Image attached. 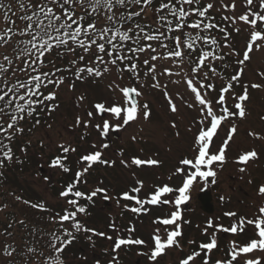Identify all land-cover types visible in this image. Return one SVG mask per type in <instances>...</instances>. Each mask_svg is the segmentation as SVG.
<instances>
[{
  "label": "snow or ice",
  "instance_id": "obj_1",
  "mask_svg": "<svg viewBox=\"0 0 264 264\" xmlns=\"http://www.w3.org/2000/svg\"><path fill=\"white\" fill-rule=\"evenodd\" d=\"M16 0V9L20 15L18 19L24 22L23 28L14 27L16 11L11 3H4L0 0V11H3V20L6 22L5 29L0 31V48L11 50V55L4 54L0 60V134L9 143L0 140V168L5 166V161L11 162L14 159L13 149L10 143L17 133H23L24 129L19 126L26 118H31L37 114V108L54 110L55 106H50L49 102L56 99V92L45 94L43 89L50 85L57 89L64 83V76L57 75L62 69H49L44 71L46 66V54L54 50L66 49L74 52L76 48L84 53L94 52V60L89 64L80 66L77 59H73L71 64L74 68V76L78 80L88 77H102L112 71L128 72L131 78L143 87L141 72L143 76H151L152 87L165 88L158 77H179L172 80V83H180L183 80L187 88L194 94V102L187 103L189 108L194 107V103L200 106V118L197 123L201 125L198 134L195 136L193 158H182L175 168V175L181 176L182 183L178 187L165 184L157 186L152 194L141 199L140 193L144 187L143 182L137 180V185L123 192L119 199L134 201V207L127 210L139 214L147 211L145 205H171L175 210L167 214L166 218H156L154 223L163 226H174L173 230L167 231L166 240L162 241L160 229H156V234L152 236L154 249L141 255H147L150 261H156L166 249L173 246L179 247L178 237L182 235L181 220L182 206L189 199V193L194 183L199 179L205 182L209 178L211 183H216L217 170L214 165H223L226 162V149L233 134L237 131L235 125L229 129L228 137L224 140L217 153H212L214 137L218 134V129L222 122L229 118L246 115L245 102L249 99L248 86H243L242 94L235 96L233 105L236 111L230 110L227 106L225 94L233 89L234 84L239 82L243 75V67L230 77L229 82L220 89L219 97L215 101L219 106V113L214 110L213 102L206 98V90L214 89L215 85L208 83L210 77H219L220 72L213 62H222L225 55L224 48L230 50V54L239 55L235 49L231 48L230 37L232 33H240L241 25L247 26L250 39L243 58L238 60L239 65H244L250 59V53L254 46L256 50L264 47V0H243L244 10L238 12V0ZM152 9L155 24L141 23L140 18L144 17L148 10ZM226 11L227 15H222L217 21L213 14L215 11ZM11 14V15H10ZM229 28L232 31H229ZM223 34L221 40L214 33ZM61 55L63 53H60ZM141 54H147L140 61ZM79 61L85 57L81 55ZM160 61L169 62L174 67L160 65ZM146 70H144V67ZM227 67V65H225ZM122 78V76L120 77ZM110 90L119 92L122 96L117 98V102L106 104L96 102L93 104L95 114L102 119L101 123H96L95 128L102 138L112 133L119 132L130 126L131 122L138 120L143 115L145 120L149 119L151 110L147 103L141 105L140 98L143 93L135 85L121 86L118 82H113ZM252 88H260V84H252ZM164 95L168 100L170 110L177 112V105L172 97L165 90ZM80 101L84 96L78 98ZM58 106V105H56ZM110 116L113 123L105 116ZM87 119L83 120L77 116L76 125L87 128L89 122L94 118L92 110L87 111ZM36 123H39L37 119ZM175 127V124L172 125ZM135 139V137H133ZM109 143L99 146L93 144V152L82 155L79 162L86 164L82 171L75 173V180L68 183L65 190L60 192L62 198H68L66 203L70 208H65L63 214L53 213L50 217L52 223L58 227L48 233L45 244L46 251L38 249L36 246L26 245L24 248L14 247L8 243L3 248L5 264H16L20 259L22 264H64L63 253L65 248L70 246L76 239V233L81 230L91 232L93 235L103 236L104 233H97L94 229L85 227L78 219V214H85L86 207L78 203L83 198L92 201L98 194H104L108 199L107 190L95 188L90 194L81 190H76L78 184L85 182L81 180L96 163L108 165L110 162L102 159L101 149H107ZM63 155H57L50 161V167H59L64 173L70 171L66 166L67 154L76 152L75 147L60 144L58 146ZM122 155V153H121ZM258 157L255 150L247 151L239 155L237 163L246 165L249 161ZM128 166L127 161H122ZM130 164L136 167L143 165H158L159 161L153 158L142 159L133 157ZM187 169V171H186ZM245 167H240L239 171L244 172ZM47 179V178H46ZM172 179L171 176L168 178ZM259 193L264 195V185L259 187ZM169 194H175L174 199ZM74 197V198H69ZM161 197H167L161 199ZM20 197H17L19 200ZM26 204L30 203L25 201ZM31 207L42 212L49 211L43 203L31 204ZM127 208V206H126ZM259 217L246 219L239 217L238 224L233 223L231 227L217 226L216 231L211 233L210 242L199 245L200 251H194L187 258L181 259L179 264H189L201 252L207 250L203 264H209L208 254L217 248L216 232H231L236 234L244 232L246 226L254 225L256 229L255 238H251L244 244L233 242L230 245L228 258L217 259L215 264H264V205L258 208ZM227 216H236L234 212L225 213ZM70 221V228L65 227L64 222ZM23 225L24 221L20 220ZM12 227L11 224L8 225ZM115 227V225H112ZM207 228H213V221L209 220ZM207 228L205 234H207ZM134 231V229H130ZM33 235L35 231L33 230ZM5 235L11 236L10 232ZM112 239V237H107ZM143 239L117 238L115 240L113 252L124 245H143ZM259 253V255H257ZM118 257L113 256V262Z\"/></svg>",
  "mask_w": 264,
  "mask_h": 264
},
{
  "label": "rangeland",
  "instance_id": "obj_2",
  "mask_svg": "<svg viewBox=\"0 0 264 264\" xmlns=\"http://www.w3.org/2000/svg\"><path fill=\"white\" fill-rule=\"evenodd\" d=\"M254 2L258 3V0H254ZM238 5L237 11L242 12L244 10L243 0H238ZM215 12L220 15L229 14L223 10ZM241 27V32L238 35L233 33L230 40L234 44L231 48L239 53L236 56L242 59L250 35L247 26L241 25ZM261 27H264V25ZM254 49L250 53L251 59L248 60L247 64L245 63L247 67L243 72L242 82H244V85L260 84L261 87L250 90L249 99L245 102L246 115L244 118H239L237 115L222 122L217 136L214 137V145L211 148L212 153H217L219 147L227 139L229 129L232 125L236 126L237 131L233 134V138L229 141L226 149V162L223 165L219 163L214 165V168L217 170L214 189L217 192L214 194L211 191L213 205L215 206L213 219L211 220V217H207L201 211V207L197 202V195L203 189L208 188V185L205 186L204 181L197 179V186L196 184L193 185L190 190L189 201L182 206L179 223L181 231L185 232L183 233L182 231V235L180 236L182 238L180 240V237L177 238L179 247L173 246L166 249L157 258V260H162L160 264L177 263L176 261L179 258L186 255V252H183L182 249L186 250L187 248V250L200 251L199 245L204 242H210L209 237L211 233L216 231L217 226L226 224L230 228L233 223L238 224L239 217H249V219L259 217L258 208L264 205V195L259 193V187L264 185V53L254 52ZM70 58H73L72 54ZM144 58L141 57V61ZM159 64L174 67L167 64L166 61H160ZM142 67L146 70L145 66ZM141 74H143V71ZM158 79L166 85V89L154 88L151 83H142L143 87L139 84L138 88L143 93L140 98L141 105L147 103L151 110L149 119L145 120L141 114L137 121L131 122L130 126L116 133L110 131L108 137L102 138L96 129V133L94 132L95 124H102V119L95 114V110L92 107L93 104L96 102L113 104L117 102L118 97L122 100L121 94L110 90L109 86L114 81L118 82L121 86H128L131 84V81L129 79L125 80V82L122 79L120 80L114 71L110 72V76L107 73L102 77L85 76L83 80H78L75 76L74 80L67 78V80L71 81L73 87L69 83H66L64 89L60 92L58 98L60 99V107L53 114L55 116L53 123H46L41 127L38 126L31 135L32 146H30L29 154L27 155L35 163L34 167L42 164L39 167L42 174L40 175L38 172L26 169L23 185L38 189L41 199L55 208L58 207L56 206L57 204L60 206L65 205V202H60L62 197L58 196V194L56 196L58 188L61 190L63 186L61 185L60 187L59 172H54L52 167L46 162L51 156L59 154L58 149L60 148L58 146L65 144L66 146L77 148V153L69 159L73 161V171L76 169L78 171L85 165L79 161L78 164L75 163L79 154L85 155L87 152L95 151L96 149L92 148L93 144L97 146L106 142L110 144L107 149H101L102 159L110 162V168L96 169L93 173L94 175L91 174L89 177L88 184L83 186V189L89 191V193L100 186H106L109 190L108 199H105L104 195L101 194L96 196V207L93 208V211L97 218L90 224V227H95L100 233L102 231L105 232L103 237H98L97 241L106 252L102 253L103 251L97 248L96 245L95 247L93 245L89 246L87 243L81 248V256L79 254L76 255L77 252H74L73 255L68 257L67 264H97L94 259H98L99 253L105 255L104 260H113V256H116L122 257L125 264H152L150 262L153 261L146 259L147 255H141V251L150 254L154 249L152 236L156 234V229L159 228L161 230L162 241L166 240L167 231L174 229V226L166 227L154 223L156 218H166L167 214L175 210L171 205H145L147 211L134 214L124 206L121 207L123 203L119 202V197L123 192L128 191L131 187L138 186L137 180L142 181L144 185L139 194L141 199H145L152 194L157 186L165 184L174 187L180 186L183 178L174 174L175 168L179 166L178 161L182 158H193L195 155L194 140L201 127L197 123L200 118V106L195 103L192 108L187 106L186 102H194V94L190 92L183 80L180 83H172V80H177L179 77L164 76L158 77ZM165 90L177 105L178 110L175 113L170 110L168 100L164 95ZM80 96H84L85 99L80 101L78 99ZM225 96L226 101H228L227 106H229V101L233 100V94H226ZM210 97V95L208 97L206 94V98L213 102L219 96L215 99H211ZM213 106L217 114H220L219 106L214 102ZM89 110L94 112V118L89 122V126L87 128L83 127V124L77 126V116L81 117L82 121L86 120V113ZM230 110L236 111L231 109V107ZM105 118L110 120V124L113 123L110 116L106 115ZM173 123L175 127L172 126ZM81 129L84 136H88L90 141L84 142L79 137L78 132ZM252 150L258 153L257 158L249 161L246 165L236 162L239 155ZM133 157L142 159L153 158L158 160L159 164L136 167L130 164ZM122 161H127L128 166L122 163ZM242 166L246 168L244 172L239 171ZM169 176L172 177L171 180L168 179ZM100 177L103 180H99ZM63 178L64 176H62V180ZM49 183L54 184L58 188L49 189ZM169 195L170 198L174 199L175 194ZM165 198L167 197H161L162 200ZM133 205L136 206L135 202ZM124 210H126V213H123ZM229 212H234L237 215L234 217L225 215V213ZM124 216H128V219H123L125 218ZM220 216L229 217L231 220L225 221L224 217L221 218ZM123 220L127 221L125 222V226L127 227L122 226ZM209 220L213 221V228H207ZM182 221L188 225L183 227ZM113 224L115 227H112ZM105 226L110 227L113 233L105 229ZM250 226L252 232L256 233L254 225ZM206 228L207 234H205ZM130 229H134V231H130ZM121 232L125 235L124 237L119 235ZM109 236L112 237L111 240L107 238ZM128 236H131L133 239H143L145 244L134 245L137 248H129V245H124L116 250V252H113L114 246L112 241L118 237L128 238ZM216 236L218 246L208 254V257L213 255L216 260L227 259L230 245L233 242L238 244L237 240L240 237L237 236V233H224L222 231L216 232ZM183 243L185 244L184 247L182 246ZM189 246L190 248L188 249ZM191 246H193L192 249ZM193 252H190L189 255ZM206 252L207 250L201 252V255L190 261L189 264H203Z\"/></svg>",
  "mask_w": 264,
  "mask_h": 264
},
{
  "label": "trees",
  "instance_id": "obj_3",
  "mask_svg": "<svg viewBox=\"0 0 264 264\" xmlns=\"http://www.w3.org/2000/svg\"><path fill=\"white\" fill-rule=\"evenodd\" d=\"M3 2L11 3L14 11H16V17H13V19L16 20L14 27L23 28L24 22L18 19L20 13L16 9V0H3ZM155 6H158V0ZM152 17H154L152 9H149L147 14L140 18L141 23H151L154 25L155 18ZM6 26L11 25H6V22L3 20V11H0V31L5 29ZM60 53L63 54L61 55ZM4 54L11 55L12 53L10 49L6 50L5 48H0V60H2ZM71 54L73 55V58H70ZM81 54H84V52L79 48H76L74 52H69L63 48L54 50L53 52L46 54V57L44 58L46 66L43 70L62 69L57 75H63L66 79L65 81L71 83L69 80H74V72H72L74 71V68L71 61L77 59L78 64L84 66L89 60H93L94 58V52H89L85 53V59L83 61H79L78 58ZM67 78H69V80H67ZM63 89L64 84H61L58 89L52 85L43 89L45 94L52 91L57 92L56 99L49 102L50 106H54L57 102H60V99L58 100V94H60ZM53 111L49 112L37 108L36 115L31 118H26L19 124L24 131L23 133L15 134L13 141L10 143V147L13 149L14 159L11 162L5 161V166L0 168V264H5L6 258L3 257V248L8 243L21 249L26 245H30L36 246L38 249L45 251L41 244H46L48 233H50L52 231L51 228L54 227L50 220L52 215L31 207V204H40V196L32 189V187L23 185L27 170L38 172L36 167H34L35 163L32 158L25 155L29 154L31 135L38 126L41 127L44 122L53 120L52 118L55 117L53 116ZM37 119L39 120V123H36ZM0 140H2L3 143H9L8 140L4 139L3 134H0ZM23 150L25 153L24 155ZM0 155H2V150H0ZM17 197H20V199L17 200ZM25 201H29L30 203L26 204ZM80 205L83 206V202H80ZM84 215L86 216V213L78 214L77 219L85 226L86 223L82 222ZM20 220L24 221L23 225L18 223ZM9 224L12 225L11 228L8 227ZM70 224L71 222L69 221L68 225L70 226ZM57 227H54L53 229ZM65 227L67 226L65 225ZM33 230L35 231V235L32 234ZM6 231L10 232L11 236L5 235ZM16 264H22L21 260L17 259Z\"/></svg>",
  "mask_w": 264,
  "mask_h": 264
},
{
  "label": "water",
  "instance_id": "obj_4",
  "mask_svg": "<svg viewBox=\"0 0 264 264\" xmlns=\"http://www.w3.org/2000/svg\"><path fill=\"white\" fill-rule=\"evenodd\" d=\"M200 202H201L202 207H203V210L205 212H207V213L212 212V206L209 204L210 197H208V198H205V197L204 198H201L200 199Z\"/></svg>",
  "mask_w": 264,
  "mask_h": 264
}]
</instances>
